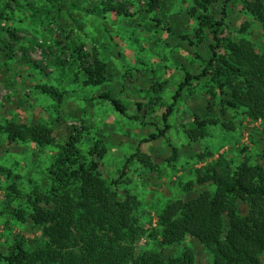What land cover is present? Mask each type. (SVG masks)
I'll list each match as a JSON object with an SVG mask.
<instances>
[{
    "label": "rangeland",
    "instance_id": "374dc122",
    "mask_svg": "<svg viewBox=\"0 0 264 264\" xmlns=\"http://www.w3.org/2000/svg\"><path fill=\"white\" fill-rule=\"evenodd\" d=\"M3 1L0 0V4ZM108 1L123 5L128 17L101 12L103 3ZM149 1L55 0L50 13L36 15L28 7L34 1L20 0V5H14L13 14L10 13L15 21L8 25L0 23V38L16 46L14 54L6 44L0 49V122L52 125L57 143L64 144L75 136L86 155L102 141L108 153L99 162L100 171L108 180L118 179L140 143L164 130L162 115L184 80V68L192 74L202 72L211 39L206 31L203 37L207 42L201 48L189 49V43L180 39L179 35L184 34L194 38V32L199 29V23L187 15L195 7V0H159V9L153 13H149ZM218 1L209 6V10L217 20L224 19L221 39L248 41L261 53L264 31L248 12V6L257 0H232L226 17L221 15L224 0ZM155 20L162 21V25H157ZM76 23L81 29L74 26ZM6 27L17 31L18 41L4 33ZM167 28L173 33L169 34ZM81 45L89 62L96 57L107 65L109 81L104 87L84 86V73L80 65L75 64L76 50ZM19 48L26 50L30 61ZM5 55L12 56V60L4 62ZM208 84L207 81L194 83L186 92L169 119L171 129L165 138L141 146L142 153L151 159L152 167L134 162L128 165L119 187H110L112 193L118 191L122 197L129 193L140 203L138 215L146 233L136 246L139 254L157 253L166 258L186 256L193 264H211L210 251L195 239L161 247L159 239L151 238L150 235L159 231L158 215L176 200L213 191L195 187L190 194L185 193L184 187L195 183L198 170L222 160L234 167L246 160L253 166L264 165L261 160L264 123L251 121L244 109L239 112L226 109L225 116H221L219 99L215 112L220 124L209 127L206 138L196 143L190 141L188 132L194 118L202 116L210 99ZM42 85L58 89L63 103L59 106L40 94L37 87ZM158 85L164 86L160 103L154 93ZM104 93H112L121 100L129 116L137 114L138 103L146 108L151 106L153 110L147 109L146 117L142 111L138 122L129 120L110 103L95 99ZM73 128L77 133H72ZM0 140V169L5 172L0 171L1 259L20 237L27 240L30 248L43 242L41 232L29 222L18 221L15 212L22 210L29 216L26 196L35 188H51L50 170L58 149L53 146L40 149L31 143L9 147ZM80 184L83 186L79 182L77 187ZM216 217V226L225 237L228 233L223 213ZM261 264H264V253Z\"/></svg>",
    "mask_w": 264,
    "mask_h": 264
},
{
    "label": "trees",
    "instance_id": "16d2710c",
    "mask_svg": "<svg viewBox=\"0 0 264 264\" xmlns=\"http://www.w3.org/2000/svg\"><path fill=\"white\" fill-rule=\"evenodd\" d=\"M31 1L34 3L28 7L36 15L40 12L50 13V6L55 2ZM231 1L224 0L222 17L228 15ZM195 3L187 15L199 23V29L194 32V38L187 34L179 36L189 43L188 49L201 48L207 42L203 34L209 31L211 39L206 50L207 59L203 60L205 66L199 74H192L184 68V80L162 115L164 130L140 143L135 154L127 159L118 179L108 180L100 171L99 162L108 153L102 141L97 142L86 155L75 136L64 144L57 143L52 125L0 122V138L9 147L31 143L40 149L52 146L58 149L50 170L51 188H35L26 196V205L31 211L29 216L22 210L15 212L18 221L29 222L41 232L43 242L39 241L37 246L30 248L25 238L16 239L0 259V264H193L186 256L166 258L157 253L139 254L136 246L146 233L139 220L140 203L129 193H125V197L118 191L112 193L110 187H119L128 165L134 162L152 167L151 159L142 153L141 146L166 137L171 129L170 117L194 83L209 82L210 99L202 116H195L188 132L193 143L206 138L209 127L220 124L215 112L218 99L222 105L221 116H225L226 109L234 112L244 109L251 121L264 123V48L259 53L248 41L222 40L220 33L224 19L217 20L209 10V6L219 1L195 0ZM14 5H20V0H4L0 4V23L8 25L15 21L12 16ZM159 6V0L149 1V13L157 11ZM101 12L128 17L123 5H114L110 1L103 3ZM248 12L264 31L263 0L250 4ZM155 21L157 25H162V21ZM78 25L74 24L81 29ZM166 31L173 33L170 28ZM4 33L11 40H19L16 30L6 27ZM70 39L67 37V40ZM3 44L12 54L15 53V44H8L0 38V49ZM19 50L24 53V58H28L26 50ZM195 55L202 59L199 54ZM2 60H12V56L5 55ZM75 64H79L84 73V86L104 87L109 81L107 65L96 57L92 63L89 62L82 45L77 47ZM62 66H65L63 62ZM156 88L154 93L160 103L164 86L158 85ZM37 91L59 106L63 103V95L55 87L42 85L37 87ZM95 99L110 103L120 115L136 122L140 120L142 111H145L146 117L149 114L147 109L153 110L151 106L146 108L138 103L137 114L129 116L125 104L112 93L100 94ZM73 132L77 133L76 128H73ZM173 153L176 155L177 151L174 149ZM261 160L264 162V149ZM79 182L83 186L80 184L81 187H77ZM195 187L211 188L213 191L168 204L158 215L159 231L150 237L156 241L159 239L161 247L176 246L188 238L195 239L210 251L211 264H261L264 253V165L253 166L246 160L234 167L232 163L222 160L198 170L195 183L186 185L184 191L190 194ZM222 213L227 223L228 234L225 237L216 226V214L221 216Z\"/></svg>",
    "mask_w": 264,
    "mask_h": 264
}]
</instances>
